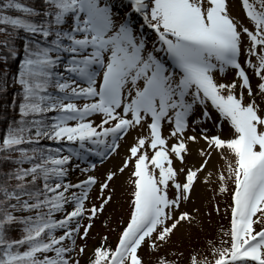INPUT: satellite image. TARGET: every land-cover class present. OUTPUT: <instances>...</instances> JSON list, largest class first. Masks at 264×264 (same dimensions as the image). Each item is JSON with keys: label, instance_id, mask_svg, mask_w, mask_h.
Returning <instances> with one entry per match:
<instances>
[{"label": "snow or ice", "instance_id": "6c2138e0", "mask_svg": "<svg viewBox=\"0 0 264 264\" xmlns=\"http://www.w3.org/2000/svg\"><path fill=\"white\" fill-rule=\"evenodd\" d=\"M41 3L38 9L0 0V33H6L0 46L7 50L5 63L9 56L18 59L13 82L21 97L18 119L0 133V264H80L87 245L76 241L87 238L112 199L110 182L130 164L128 218L115 246L105 245L104 237L87 264H145V244L159 253L181 222L195 219L188 211L174 212L189 198L207 159L198 168L180 169V180L173 158L183 162L188 143L200 138L185 135L189 117L199 110L193 124L211 119L209 109L218 113L217 128L226 121L233 130L224 138L201 129L207 146L225 161L218 187L230 195V223L217 241L207 242V255L193 251L187 264H264V0H242L251 29L230 14L229 0ZM133 13L142 19L134 23ZM145 28L155 39H146ZM21 32L26 38L18 51ZM248 69L258 78L255 88ZM227 70L236 78L218 80L216 73ZM142 122L147 134L135 138L116 171L106 172L99 204L90 203L98 180L87 174L96 168L90 157L103 163ZM166 122L168 136L162 133ZM41 139L60 146L41 145ZM73 166L87 174L75 183L68 179ZM16 225L22 234L9 238ZM172 255L158 254L154 264H178L182 253Z\"/></svg>", "mask_w": 264, "mask_h": 264}, {"label": "rangeland", "instance_id": "374dc122", "mask_svg": "<svg viewBox=\"0 0 264 264\" xmlns=\"http://www.w3.org/2000/svg\"><path fill=\"white\" fill-rule=\"evenodd\" d=\"M120 11V10H119ZM229 12L230 14L239 22L249 27L250 29L253 25L250 23L242 7V0H229ZM130 18L134 23L139 22L142 18L139 14H130ZM146 29V28H145ZM144 29V30H145ZM147 29L144 31L148 33L151 37L150 31ZM155 37L154 34H152ZM151 41L149 38H146ZM247 43L245 38L244 44ZM151 45L149 44V47ZM243 55L241 60L243 62ZM250 74V79L255 88L258 78L252 75L251 70L248 69ZM218 80L223 82H229L235 79L234 72L232 70H227L225 73H216ZM247 100V96L245 97ZM83 100H77V103L82 104ZM211 112V119L203 120L197 124H193L192 121L196 119L199 115V110L194 112L189 117V128L187 129L185 135H197L200 137L196 142H189V151L185 154V159L180 162L175 157L173 158V166L178 170V179L183 180L184 172H180V169L185 171L189 168H198L201 163L207 159L205 167L197 173V179L194 181L193 187L190 191L189 198L187 200H182L180 208L174 212V215L179 211H188L192 213L195 219L189 223L187 221L181 222V224L173 231L171 234V239L168 244L163 246L159 253L151 252L147 244L141 248V253L144 258L150 264L154 262L156 255L161 253H167L169 259H175L176 257L172 255L173 252L182 253L180 258L181 262L186 263L189 254L193 251L202 253L203 255L208 254V244L209 240L217 241L220 238L221 229H227L228 222V205L230 204L229 193H221L219 191V179L218 173L224 170L225 161L221 155L214 149L207 146V142L202 139L201 129H207L206 135H216L219 134L224 138H229L232 135L233 130L226 121L220 122V127H216V121L218 118V113L215 110L209 109ZM95 122L99 121L98 116L92 117ZM170 124L164 123L162 128V133L165 136L169 135ZM147 134L146 125L142 124L130 129L123 138L120 139V146L117 152L112 156L100 163L99 160L96 161V168L90 170L87 174H94L98 177L97 184L93 186L90 192V203L99 204V200L96 199L99 188V183L105 178V174L108 170L116 171V169L122 164L124 158L128 154L127 150L130 145L135 142V138L138 135ZM173 142L169 139V144ZM203 148L205 152H210V156L200 155V149ZM74 165H79V168L86 167V164L82 161L74 159ZM132 166L131 164L124 169L123 172L117 173L116 177L110 182V190L112 193V199L102 213L98 214L96 218L93 219L92 227L89 230V234L83 241L78 240L77 244H86L84 253L80 256V264H85L91 255L94 242H97L100 237L102 238L105 234L109 235L110 238H115L117 235V230H120L122 222H126L129 212H130V198L131 192L133 191V185L129 182V177L131 175ZM211 173V175H209ZM85 173H82L78 168L73 166L69 170L70 180L77 181L78 179H84L86 177ZM207 177V179H205ZM231 182H229V188H231ZM108 190H105V195H107ZM174 194V190L170 187L169 197L171 198ZM89 202H86V206ZM219 207V212L216 208ZM86 218V217H85ZM84 218V219H85ZM87 223V219L85 220ZM80 241V242H79ZM188 262V261H187Z\"/></svg>", "mask_w": 264, "mask_h": 264}, {"label": "trees", "instance_id": "16d2710c", "mask_svg": "<svg viewBox=\"0 0 264 264\" xmlns=\"http://www.w3.org/2000/svg\"><path fill=\"white\" fill-rule=\"evenodd\" d=\"M22 2L29 4L31 6H35L38 9L42 7L41 0H22ZM9 14H19V13L15 12V10H10ZM0 27H5V26L0 25ZM5 34L6 33H0V37L4 36ZM25 38H26L25 35L23 34V32H21L19 39L15 40L14 46L17 48L18 51L21 48L20 41ZM6 53H7L6 48H4L3 46H0V133L5 132L7 129V125L12 123L14 120L18 119L19 117L18 104L21 99V97L18 95L19 85L18 83L13 82L14 75L18 73V66H19L18 59L9 56L7 63H5L3 58L6 55ZM20 58H22V51H21ZM60 70H63V69H60ZM5 80L7 81L6 87L4 85ZM49 115H51V113ZM40 144L41 145L47 144L53 148L60 146L59 142L48 141L46 139H41ZM24 166L27 167L28 165L25 164ZM8 167H11V165L9 164L3 165V168L5 169ZM16 214L20 215V214H27V213H16ZM55 215L57 216V218H59L60 213H56ZM122 227H123V224H121L120 228ZM120 230H117V235L115 238H110V236L107 234H105L102 238L100 237V239L97 242H94L93 249L94 247L100 245L104 237H107V240L104 241L105 245H111L114 247ZM21 234H22V228L19 225L13 226L8 232L9 238H13V239H18ZM57 234H60L59 230L57 231ZM216 238L219 239L218 237ZM141 255L143 256L142 253ZM144 260H145V264H149L145 258ZM187 261L188 259L186 260V263H184L179 260L178 264H187ZM87 262L88 260L85 262V264H87ZM150 264H154V262Z\"/></svg>", "mask_w": 264, "mask_h": 264}]
</instances>
